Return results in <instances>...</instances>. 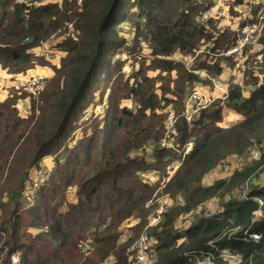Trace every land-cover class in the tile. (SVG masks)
<instances>
[{
  "label": "trees",
  "instance_id": "trees-1",
  "mask_svg": "<svg viewBox=\"0 0 264 264\" xmlns=\"http://www.w3.org/2000/svg\"><path fill=\"white\" fill-rule=\"evenodd\" d=\"M32 1L0 0L3 69L50 70L36 93L15 89L0 96V264H12L18 252L21 264H96L108 257L127 264L131 240H122L119 227L130 218L137 221L135 236L152 240L154 264H198L202 253L214 264H233L218 257L221 248L238 254L237 264H264V216L251 224L258 204L236 195L242 183L264 171V153L230 180L203 185L220 163L264 141V60L246 48L240 58L244 86L231 76L227 94L203 109L192 129L181 117L177 149L161 145L167 110L181 115L194 90L209 91L210 77L219 78L225 65L239 61L224 54L235 39L232 32L217 31L214 20L198 21L214 0ZM260 44L264 57V34ZM41 45L59 56L57 63L48 64L53 60L37 53ZM203 45L193 70L167 58ZM122 54L130 58L123 61ZM129 63H136L132 73L126 72ZM106 96L104 112L94 117ZM228 109L239 119L228 122ZM188 143L193 146L184 156ZM54 153L49 174L27 207V182ZM149 172L160 176L146 182ZM157 190L183 201L171 203L161 221L150 225L153 210L147 203ZM219 192L227 196L220 217L175 229L180 215ZM261 194L264 189L251 192ZM237 226L257 232L260 240L245 239L243 231L231 234ZM87 242L93 245L89 253L82 251Z\"/></svg>",
  "mask_w": 264,
  "mask_h": 264
},
{
  "label": "built area",
  "instance_id": "built-area-1",
  "mask_svg": "<svg viewBox=\"0 0 264 264\" xmlns=\"http://www.w3.org/2000/svg\"><path fill=\"white\" fill-rule=\"evenodd\" d=\"M62 0H40L35 2L36 4H42L44 2H60ZM82 0H78L81 2ZM32 0H13L15 4H31ZM210 20H214L213 24L217 31H229L235 35V39L231 46L224 52L227 57H244V51L249 48V54L258 57L259 61H263L264 57L260 53L262 47L260 44L261 37L264 34V0H243V2L236 3L234 0H214V3L210 5L206 10H204L199 16L198 21L202 24H208ZM54 37V36H53ZM51 37V38H53ZM141 45L144 51H148L150 46L145 40L141 41ZM207 48V45L201 46L195 53H182L180 51H175L170 57V60L178 61L183 63L189 70H193L192 64L196 58L202 54ZM48 50L44 49V56L47 58ZM50 60H58L59 56L56 53L50 51ZM121 60H127L130 55H119ZM141 59V57H140ZM241 64L240 60L235 63V65ZM136 63L128 64L126 69L127 73H132ZM234 65V66H235ZM242 73V72H241ZM213 88L220 90L221 97H224L228 92V85L222 83L219 78L210 77ZM48 78L42 76L37 70L31 69L26 73L14 74L3 69L0 64V96L5 98L8 97L11 92L15 89L27 91L31 90L36 93V90L43 87L47 83ZM234 83L243 87L244 81L242 76L234 77ZM226 85V86H225ZM216 98L211 94L210 91L197 89L194 90L186 99L185 107L181 115H179L174 109H168L166 112V135L161 143L162 146L172 147L177 149L176 136L178 135V124L181 121V117L189 123L190 129L193 128V120L200 112L207 108L211 103H213ZM108 96L105 97L104 101L96 108L94 117L101 115L106 107ZM90 116H86L85 120H89ZM193 143H188V147L184 152V156L191 147ZM143 148H146L143 147ZM149 149V148H147ZM264 153V141L259 144L256 149H252L244 156L237 158L228 159L226 162L220 163L217 167L212 169L208 174L210 180L206 178L203 180V185L208 186L214 183L213 180H219L224 176L231 177L233 173L245 166L247 162L253 160H259ZM180 165L178 164L166 177L165 183H167L175 169ZM50 166L45 163H41L35 171H33L30 180H28V199L31 202L34 201L36 192L40 185L42 184L44 178L49 174ZM156 176H160L159 173ZM151 176L146 178L147 182H151ZM230 180V179H229ZM254 188L264 189V171L256 172L247 181L242 183L236 190L237 198L240 200L253 199L257 204L258 208L253 211L251 215V224L259 222L264 216V194L252 197L251 192ZM227 197V196H226ZM174 204H178L183 201L181 197H177L175 200L170 199ZM168 200V201H170ZM167 202V201H166ZM30 206V205H28ZM168 205L159 203L152 212V221L150 225L158 223L163 217V213ZM147 207H151L148 203ZM223 204L220 205L215 197L207 200L198 209L190 211L186 214L180 215L175 220V229L179 231H184L190 227L199 218H217L223 214ZM135 220L132 218L128 219L123 225H121L122 240H131L130 247L127 251L126 262L127 264H154L155 254L152 248L153 242L151 239L147 238L144 234L139 237L135 236L134 227ZM231 234H236L239 231H243V236L245 239H250L252 241L258 242L261 238L260 234L257 232L250 231L248 228H243L241 226L234 227L230 230ZM225 235V234H223ZM208 244L215 247L213 241H209ZM93 248L91 242H87L82 246V251L89 253ZM218 257L229 261L230 263L237 264L241 261V257L232 252L228 248L217 249ZM12 264H21V253L15 254L13 257ZM114 257H108L103 263L99 264H115ZM198 264H214L210 255L205 253L200 254L198 259Z\"/></svg>",
  "mask_w": 264,
  "mask_h": 264
},
{
  "label": "rangeland",
  "instance_id": "rangeland-1",
  "mask_svg": "<svg viewBox=\"0 0 264 264\" xmlns=\"http://www.w3.org/2000/svg\"><path fill=\"white\" fill-rule=\"evenodd\" d=\"M50 40L51 41H54V38L52 39V38H50ZM41 47V48H40ZM39 48H36V51H37V53L41 56V57H45L44 56V45H41ZM49 53L47 54V58L50 60V57H48V55L50 56V50L48 51ZM43 55V56H42ZM237 60H240V57H235ZM57 61L58 60H53L52 62H48V64H51V63H57ZM241 72H242V67H241V64H237V65H235V66H231V65H225V67H224V70H223V73H222V75H221V80H225V81H227L231 76H234V77H240L241 76ZM226 86V85H225ZM217 90V89H216ZM25 91V90H24ZM210 92H212L211 90H209ZM219 91V90H218ZM220 92V91H219ZM25 94L26 93H28L27 95H30V94H34V91H31V90H27V91H25L24 92ZM221 93V92H220ZM26 95V96H27ZM25 96V95H24ZM22 111H21V114H25L26 112H24L25 111V108H24V105L22 104ZM230 113H233L231 110H226L225 111V115H226V117H227V115H230ZM166 119V118H165ZM229 122V121H228ZM73 134H71V136H72ZM259 146V144H255V145H252L251 147H249V148H247L244 152H243V154L241 155V156H244L245 154H247L249 151H251L252 149H256L257 147ZM54 157H56V155H55V153L53 154V155H51V156H47V158H53L54 159ZM58 158H59V156H58ZM229 159V158H228ZM40 163H44V158L40 161ZM232 177V176H231ZM230 177V178H231ZM206 178L207 179H211L210 178V176H209V174L206 176ZM229 177H227V176H224L223 178H221V179H224V180H229L230 179ZM220 180V179H219ZM214 182H216L217 180H213ZM28 183V182H27ZM28 188V187H27ZM161 189H163V188H161ZM159 190H157L154 194H153V196H152V199H150L149 201H148V203L151 205V207H152V209L153 208H155L159 203H163L164 205H168L167 206V208L168 207H170V206H172V205H170L171 204V202H173L172 200H170V199H173V200H175L173 197L174 196H172L171 195V193H168V192H162L161 194H159V192H158ZM216 198H217V200H218V203L220 204V205H222L223 203H224V201L227 199V197L226 196H224L223 195V193L222 192H219L217 195H216ZM29 200V202L28 203H26L25 204V202H24V205H30V204H32L33 202H31L30 201V199H28ZM168 200H170V201H168ZM167 201V202H166ZM147 203V204H148ZM173 205H175L174 203H173ZM120 228H121V226L119 227V230H120ZM104 261H102V262H99V263H103ZM99 263H96V264H99Z\"/></svg>",
  "mask_w": 264,
  "mask_h": 264
},
{
  "label": "crops",
  "instance_id": "crops-1",
  "mask_svg": "<svg viewBox=\"0 0 264 264\" xmlns=\"http://www.w3.org/2000/svg\"><path fill=\"white\" fill-rule=\"evenodd\" d=\"M151 59V58H150ZM150 59H148V60H150ZM235 64H232L231 66H234ZM42 76H44V77H47V78H49L48 76L50 75V70H48V69H44V70H38V69H36ZM234 77V76H233ZM219 79H220V81L222 82V83H225V84H227L229 81L227 80V81H225V80H221V76L219 77ZM209 90H211L212 92H211V94L212 95H214V97H221V93L218 91V90H216V89H214V88H210ZM239 115H237V114H235V113H230V115H227V117H226V120L227 121H232V120H237V119H239ZM52 161H53V158H47V157H45L44 158V163L46 164V165H49L50 167H51V165H52ZM156 174L157 173H147V174H145L144 175V179L146 180V178L148 177V176H151V178H152V180H151V182H153L154 181V179H158V177L159 176H156ZM150 183V182H149ZM183 199V198H182ZM135 222L137 223V221L135 220Z\"/></svg>",
  "mask_w": 264,
  "mask_h": 264
},
{
  "label": "clouds",
  "instance_id": "clouds-1",
  "mask_svg": "<svg viewBox=\"0 0 264 264\" xmlns=\"http://www.w3.org/2000/svg\"><path fill=\"white\" fill-rule=\"evenodd\" d=\"M44 49H45V48H44ZM35 70H36V69H35ZM21 108H22V104H21ZM22 110H23V109H22ZM175 141H176V139H175ZM161 145H162V144H161ZM40 164H41V163H39V165H40ZM178 164L180 165V163H177V164L174 166V168H175ZM39 165H38V166H39ZM38 166H37V167H38ZM37 167H36V168H37ZM179 167H180V166H179ZM179 167H178V168H179ZM36 168H35V169H36ZM174 168H173V169H174ZM178 168H177V169H178ZM35 169H34V171H35ZM173 169H172V170H173ZM177 169H175V170H177ZM172 170H171V171H172ZM171 171H170V172H171ZM149 173H152V172H149ZM173 173H174V172H173ZM146 174H147V173H146ZM169 174H170V173H169ZM31 176H32V175H31ZM29 180H30V179H29ZM146 182H147V181H146ZM168 182H169V181H168ZM30 206H31V205H30ZM30 206L27 205V207H30ZM18 253H20V252H18ZM16 254H17V253H16ZM14 256H15V255H14Z\"/></svg>",
  "mask_w": 264,
  "mask_h": 264
}]
</instances>
